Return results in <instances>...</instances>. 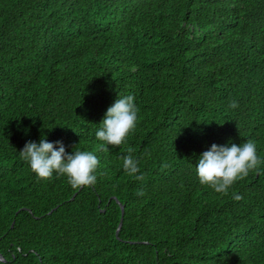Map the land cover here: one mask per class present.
Wrapping results in <instances>:
<instances>
[{"label": "trees", "instance_id": "16d2710c", "mask_svg": "<svg viewBox=\"0 0 264 264\" xmlns=\"http://www.w3.org/2000/svg\"><path fill=\"white\" fill-rule=\"evenodd\" d=\"M42 139L93 152L96 184L39 179L19 151ZM247 139L264 161V0H0V264H264V163L228 195L195 170Z\"/></svg>", "mask_w": 264, "mask_h": 264}, {"label": "clouds", "instance_id": "9594fccd", "mask_svg": "<svg viewBox=\"0 0 264 264\" xmlns=\"http://www.w3.org/2000/svg\"><path fill=\"white\" fill-rule=\"evenodd\" d=\"M237 101H230L229 107L237 108ZM139 109L133 95L119 98L108 108L105 118L96 132V138L104 145L119 147L124 144L130 133H133L138 121ZM57 145L59 148L57 150ZM107 151V148L104 149ZM132 149L128 155L122 157L123 170L135 180H143L139 161L133 157ZM20 158L27 162L33 173L39 179L49 180L54 174L66 176L73 189L94 186L97 182L98 157L91 151L75 150L69 154L62 141L55 144L42 139L39 144L28 141L19 151ZM264 163L257 154V146L253 140L247 139L240 146H220L213 144L210 150L205 151L196 164V174L202 185L212 188L217 193L228 195L229 189L240 180L246 178L250 172L257 171ZM168 167L167 164L162 166ZM143 195V192H137ZM233 199L240 201L242 196L233 193Z\"/></svg>", "mask_w": 264, "mask_h": 264}, {"label": "water", "instance_id": "95a60500", "mask_svg": "<svg viewBox=\"0 0 264 264\" xmlns=\"http://www.w3.org/2000/svg\"><path fill=\"white\" fill-rule=\"evenodd\" d=\"M116 200H117V198H116ZM121 209H122V218H121V222H120V225H119V230L121 229V227L123 225V218H124V215H125V206L122 205V204H121ZM119 230H118V232H119ZM0 259H2L1 255H0Z\"/></svg>", "mask_w": 264, "mask_h": 264}]
</instances>
